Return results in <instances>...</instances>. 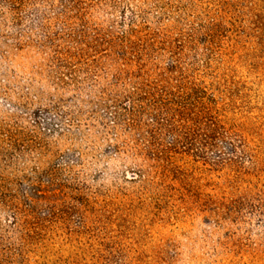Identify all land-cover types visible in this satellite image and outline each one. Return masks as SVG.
<instances>
[{"label":"rangeland","instance_id":"1","mask_svg":"<svg viewBox=\"0 0 264 264\" xmlns=\"http://www.w3.org/2000/svg\"><path fill=\"white\" fill-rule=\"evenodd\" d=\"M121 2L195 35L175 75L194 94L179 136L134 125L143 101L120 71L138 62L104 43L127 28L111 0L83 1L102 40L72 74L45 41L57 9L0 16V264H264V0ZM205 106L243 151L206 147ZM155 155L169 159L142 160Z\"/></svg>","mask_w":264,"mask_h":264},{"label":"trees","instance_id":"2","mask_svg":"<svg viewBox=\"0 0 264 264\" xmlns=\"http://www.w3.org/2000/svg\"><path fill=\"white\" fill-rule=\"evenodd\" d=\"M87 0H0V16L3 20L7 13H12L15 22L23 20V16L30 13H41L44 7L57 9L59 15L57 22L61 26L58 33L50 35L45 33V41L49 48H54L55 58L62 62L64 69L72 74L71 62L77 57L86 54L84 45L89 38L98 46L102 37L87 34L88 12L83 6ZM115 8H120L122 24L127 28L122 33L107 32L104 43L108 44L113 54H118L121 59H130L138 62L137 69H122L120 72L125 77L126 83L135 82L137 92L132 95L137 102L133 106L134 114L140 116L136 122V128L145 130L150 137H163L170 134L178 137L179 126L176 116L186 112L192 103L194 94L186 93L183 86L177 84L176 73L181 74L183 61L187 57V50L193 42V33H186L176 29V25L165 23L162 15L155 17V26L147 19L140 21L141 12L136 11L130 5L123 4L121 0H111ZM75 12V14H74ZM199 102V99H196ZM204 107V105H203ZM210 109L205 106V126L207 128L205 145L216 146L217 143H225L230 154L243 151L246 146L242 135L228 122L210 115ZM149 118L152 122H145L142 118ZM171 121V122H169ZM193 131V130H192ZM194 134V133H193ZM193 136V135H192ZM175 142L180 143L179 139ZM206 162L205 155H198ZM169 159L161 155L142 158L144 163H156ZM235 157L221 153L217 162L224 164L233 161ZM8 208L18 218L19 209L8 204ZM42 208V207H40Z\"/></svg>","mask_w":264,"mask_h":264}]
</instances>
